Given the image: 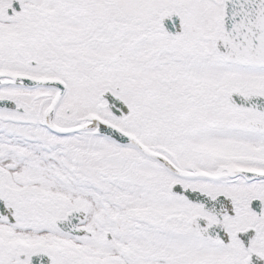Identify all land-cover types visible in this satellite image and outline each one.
Returning a JSON list of instances; mask_svg holds the SVG:
<instances>
[{
    "label": "snow or ice",
    "instance_id": "1",
    "mask_svg": "<svg viewBox=\"0 0 264 264\" xmlns=\"http://www.w3.org/2000/svg\"><path fill=\"white\" fill-rule=\"evenodd\" d=\"M0 264H264V0H0Z\"/></svg>",
    "mask_w": 264,
    "mask_h": 264
}]
</instances>
